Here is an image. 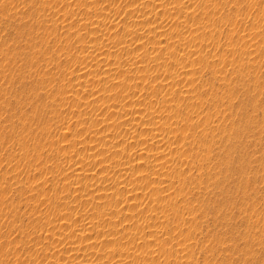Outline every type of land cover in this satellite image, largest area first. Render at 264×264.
Instances as JSON below:
<instances>
[{"label": "rangeland", "instance_id": "rangeland-1", "mask_svg": "<svg viewBox=\"0 0 264 264\" xmlns=\"http://www.w3.org/2000/svg\"><path fill=\"white\" fill-rule=\"evenodd\" d=\"M0 264H264V0H0Z\"/></svg>", "mask_w": 264, "mask_h": 264}, {"label": "bare ground", "instance_id": "bare-ground-1", "mask_svg": "<svg viewBox=\"0 0 264 264\" xmlns=\"http://www.w3.org/2000/svg\"><path fill=\"white\" fill-rule=\"evenodd\" d=\"M205 13V12H204Z\"/></svg>", "mask_w": 264, "mask_h": 264}]
</instances>
